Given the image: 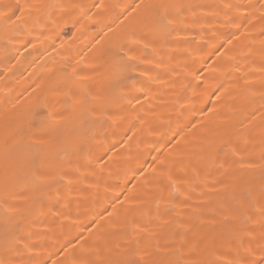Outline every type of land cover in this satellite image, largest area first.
Returning <instances> with one entry per match:
<instances>
[{
	"label": "bare ground",
	"instance_id": "1",
	"mask_svg": "<svg viewBox=\"0 0 264 264\" xmlns=\"http://www.w3.org/2000/svg\"><path fill=\"white\" fill-rule=\"evenodd\" d=\"M0 264H264V0H0Z\"/></svg>",
	"mask_w": 264,
	"mask_h": 264
}]
</instances>
